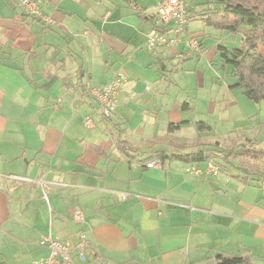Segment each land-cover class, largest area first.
<instances>
[{
  "label": "crops",
  "instance_id": "1",
  "mask_svg": "<svg viewBox=\"0 0 264 264\" xmlns=\"http://www.w3.org/2000/svg\"><path fill=\"white\" fill-rule=\"evenodd\" d=\"M38 1L48 22L24 15L17 0H0V264H32L49 254L41 236L78 234L88 243L87 261L78 264H215L217 255L264 264L258 177L242 182L230 166L192 177L185 169L196 164L147 168L154 161H144L152 146L168 149V140L184 152L246 140L264 148V102L232 87L231 67L221 76L226 93L209 101L213 122L229 124L217 134L211 121V131L197 130L205 121L187 114L190 105L180 110L186 100L173 99L178 88L165 80L168 72L171 80L194 74L203 86L199 66L207 60L213 69L216 58L221 66L218 46L237 48L241 35L192 31L195 21L206 27L200 15L215 6L187 0L195 19L185 34L200 51L181 44L151 52L146 39L158 24V0H141L144 8L136 0ZM119 76L126 84L117 109L102 119L92 91ZM181 122L179 131L192 132L168 139L167 125ZM257 163L264 168V158Z\"/></svg>",
  "mask_w": 264,
  "mask_h": 264
},
{
  "label": "trees",
  "instance_id": "2",
  "mask_svg": "<svg viewBox=\"0 0 264 264\" xmlns=\"http://www.w3.org/2000/svg\"><path fill=\"white\" fill-rule=\"evenodd\" d=\"M135 3V0H133ZM208 0L214 8H208L201 13L203 25L214 31L227 32L231 35L240 34L241 40L237 48L227 50L218 46L221 57V67H231L236 78L234 88L241 89L243 95L254 103L264 102V0ZM195 16H190V20ZM243 30L240 31V29ZM162 69H165L162 67ZM180 110H188L186 103L180 105ZM183 123H169L167 134L180 129ZM198 131H211L203 122H196ZM121 143V142H120ZM124 144H126L124 142ZM122 151L128 150L120 144ZM152 146V145H151ZM168 149H154L147 154L144 161H154L159 164L164 161H181L186 164H202L213 161L222 167H234L239 173L234 178L246 182L249 175L258 177L264 184V168L257 162L264 158V148H259L246 140L245 144L223 147L218 142L200 144L191 152H184V144L167 141ZM130 148V147H129ZM136 151V149H135ZM129 155V154H128ZM220 161L219 163H217ZM235 163V165H234ZM221 164V165H220ZM243 176V177H242ZM215 264H253L248 257H229L217 255Z\"/></svg>",
  "mask_w": 264,
  "mask_h": 264
},
{
  "label": "built area",
  "instance_id": "3",
  "mask_svg": "<svg viewBox=\"0 0 264 264\" xmlns=\"http://www.w3.org/2000/svg\"><path fill=\"white\" fill-rule=\"evenodd\" d=\"M16 5L26 16L49 21L41 12L38 0H17ZM155 10L158 24L147 33L146 48L149 51L163 47L176 48L181 44L192 52L200 51L199 41L185 34L191 16L187 0H158ZM125 84L124 78L119 76L110 83L93 89L92 95L101 118L108 119L115 113L118 95ZM84 123L89 127L93 126V120L88 116L84 118ZM146 167H160V164L150 162ZM219 171V166L213 161L206 162L203 167L190 165L185 169V173L192 177L217 176ZM74 219L77 223L82 222L81 214L75 212ZM38 245L47 248L49 254L46 258L33 261L32 264H78L87 261L88 243L83 234H78L75 239L64 240L41 236Z\"/></svg>",
  "mask_w": 264,
  "mask_h": 264
},
{
  "label": "rangeland",
  "instance_id": "4",
  "mask_svg": "<svg viewBox=\"0 0 264 264\" xmlns=\"http://www.w3.org/2000/svg\"><path fill=\"white\" fill-rule=\"evenodd\" d=\"M193 1V0H192ZM255 1V0H254ZM257 2L261 0H256ZM207 0H196L195 3L196 5L202 6V4L206 3ZM192 15V13H191ZM205 28L209 27H204L201 25L200 21H195L193 22V25L191 26L192 31L199 33L201 31H204ZM211 29V28H210ZM214 37V36H213ZM215 39L212 38V40ZM214 41V40H213ZM200 48H201V43ZM216 64L213 69L208 63L207 60H204L202 62V65L199 66V69H202L203 72V86H200L199 80L197 79L196 76L190 75V78L188 76H181L180 79H173L171 80V77L169 75V72L165 78L167 83H171V85H176L175 87L178 89L173 90L172 96L175 99V96H181L180 102H182V97L185 98L186 101H183V103H186L187 105H190L193 108V111H187L190 116H196L199 118L201 121H205L204 123H209L211 121V125L214 127L215 130L214 133H220L222 130L226 129L229 127V124L224 123V122H219L217 121L218 119L221 121L219 117L211 118L209 115H207V112L210 111V105L209 101L217 100L219 96L223 95L226 93V82L223 80L221 76L224 74V68L220 66V63L218 62V59L216 58V61L214 62ZM190 67V70H193L194 64L188 66ZM168 70L170 69V66L167 65ZM178 77H180L178 75ZM173 81V82H172ZM225 85V86H224ZM169 95L171 93L169 92ZM213 99V100H212ZM171 101V98H167V102L169 103ZM117 103H118V98H117ZM182 103V104H183ZM170 105V103H169ZM171 107H169L170 109ZM106 119V118H102ZM209 119V120H208ZM208 121V122H207ZM86 125V124H85ZM87 126V125H86ZM93 126H94V121H93ZM91 126V127H93ZM89 127V126H88ZM192 132L191 129H183L181 131L177 130L173 133L168 134V139H172V135L174 134L175 136H179L180 133H186V132ZM167 133V132H166ZM220 162V161H219Z\"/></svg>",
  "mask_w": 264,
  "mask_h": 264
},
{
  "label": "water",
  "instance_id": "5",
  "mask_svg": "<svg viewBox=\"0 0 264 264\" xmlns=\"http://www.w3.org/2000/svg\"><path fill=\"white\" fill-rule=\"evenodd\" d=\"M136 1H137V3H138L140 6H142V7L144 8V6L142 5L141 0H136Z\"/></svg>",
  "mask_w": 264,
  "mask_h": 264
}]
</instances>
